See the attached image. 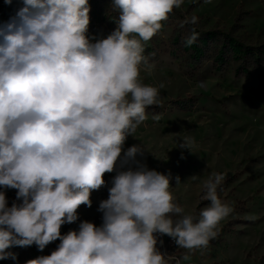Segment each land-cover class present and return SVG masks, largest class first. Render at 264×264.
Returning <instances> with one entry per match:
<instances>
[{"label": "clouds", "instance_id": "clouds-1", "mask_svg": "<svg viewBox=\"0 0 264 264\" xmlns=\"http://www.w3.org/2000/svg\"><path fill=\"white\" fill-rule=\"evenodd\" d=\"M23 3L0 26V260L15 259L6 251L13 245L43 251L57 240L50 255L27 264H180L158 250L157 234L189 251L206 247L232 212L218 195L224 174L203 182L208 205L199 217L185 215L170 191L171 174L149 169L141 144L125 148L164 87L140 80L142 42L183 0H112L118 27L95 42L87 35L88 0ZM197 23L186 17L181 27ZM198 38L193 28L185 46ZM192 143L185 136L178 147ZM106 173L115 175L97 209L102 223L82 221L62 234L81 205L92 207L91 192L106 185ZM9 189L20 201L11 207Z\"/></svg>", "mask_w": 264, "mask_h": 264}, {"label": "rangeland", "instance_id": "rangeland-1", "mask_svg": "<svg viewBox=\"0 0 264 264\" xmlns=\"http://www.w3.org/2000/svg\"><path fill=\"white\" fill-rule=\"evenodd\" d=\"M105 5L89 11L87 35L93 42L118 27L120 13L112 0ZM23 6V0L10 5L0 0V26ZM191 16L198 17V23L181 27ZM161 23L162 28L142 42L147 63L141 65L140 80L164 87L159 89V103L146 109L147 119L127 138L125 148L141 144L149 169L171 174L170 191L185 215L199 217L208 205L201 200L203 182L212 173L224 174L218 195L232 212L220 221L206 247H178L189 257L184 262L264 264V0H183ZM193 28L199 38L185 46ZM185 136L193 141L190 150L178 147ZM114 175L105 174L106 185L91 192L92 207L81 205L79 219L62 225V234L78 230L82 221L100 225L102 213L97 209L108 198ZM6 196L9 207L20 203L15 189ZM59 243L43 251L35 244L13 245L6 251L15 259L0 264H27L50 255Z\"/></svg>", "mask_w": 264, "mask_h": 264}, {"label": "built area", "instance_id": "built-area-1", "mask_svg": "<svg viewBox=\"0 0 264 264\" xmlns=\"http://www.w3.org/2000/svg\"><path fill=\"white\" fill-rule=\"evenodd\" d=\"M98 222L102 223V216L98 218ZM158 242L157 248L162 253H168L170 255L175 256L177 259L180 260V264H190L189 262L183 261L182 254L178 251V247L175 244L173 238L169 237L168 235L157 234ZM172 264H175L173 261Z\"/></svg>", "mask_w": 264, "mask_h": 264}, {"label": "trees", "instance_id": "trees-1", "mask_svg": "<svg viewBox=\"0 0 264 264\" xmlns=\"http://www.w3.org/2000/svg\"><path fill=\"white\" fill-rule=\"evenodd\" d=\"M88 3H89L90 11H91L92 9H96V7L98 6L106 7L107 5H105V3H108V0H88ZM112 13L113 15L118 14V12L115 13L114 11ZM177 31H178L177 34H179L180 32L179 27Z\"/></svg>", "mask_w": 264, "mask_h": 264}]
</instances>
